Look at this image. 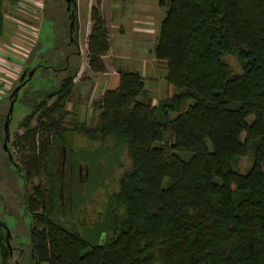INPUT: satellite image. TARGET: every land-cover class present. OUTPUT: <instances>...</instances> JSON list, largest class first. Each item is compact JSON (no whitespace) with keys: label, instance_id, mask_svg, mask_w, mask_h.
Listing matches in <instances>:
<instances>
[{"label":"trees","instance_id":"1","mask_svg":"<svg viewBox=\"0 0 264 264\" xmlns=\"http://www.w3.org/2000/svg\"><path fill=\"white\" fill-rule=\"evenodd\" d=\"M102 1L91 8L87 38L94 73L107 72L110 50ZM158 3L166 16L154 54L166 67L171 96L155 104L140 72L120 70L118 87L95 104L97 122L75 119L69 126L67 103L82 62L70 50V33L57 32L50 63L65 67L66 57H75L77 67L70 63L57 86L22 97L32 110L14 146L27 182L46 177L32 186L28 201L39 214H33V238L45 264H264V0ZM73 37L79 50L78 9ZM227 56L237 58L240 73ZM77 134L101 144L76 152ZM61 147L68 149L67 168L76 171L84 161L107 171L121 166L125 154L131 161L92 226L57 220L83 200L79 192L62 205ZM243 157L252 159L245 172L238 166ZM74 175L68 186L80 188ZM8 251L0 229L3 264Z\"/></svg>","mask_w":264,"mask_h":264},{"label":"rangeland","instance_id":"2","mask_svg":"<svg viewBox=\"0 0 264 264\" xmlns=\"http://www.w3.org/2000/svg\"><path fill=\"white\" fill-rule=\"evenodd\" d=\"M81 2L82 4L79 7L78 12L79 22L83 25L80 29V39L83 47L81 66L84 68L82 70L81 67V72H79L82 79L86 80L87 74L91 72L83 65L86 64L87 60V56L85 54V23L86 18L88 17V0H81ZM94 2H96V0ZM158 8L159 10L161 9V18L159 20H164L166 9L161 6H158ZM2 10L4 13V29L0 35V97L14 87L15 82L20 76L24 61H31L30 64L32 66L38 65L40 62H43L44 65L48 64L49 61L45 60L44 56L48 55L47 58L51 60V54L53 55L56 53L53 48L57 32L63 38H68L71 23L69 16L70 12L67 10V3L65 0H3ZM162 20L157 24L155 22H145L136 23L135 25H146L149 31H155L154 34L159 36ZM82 22L84 23L82 24ZM79 28L80 27L78 26V35ZM132 32L133 31L130 32L129 30H126L125 32L120 31L115 24L111 27L110 39L112 45L115 48H118L120 44L128 45L131 47L128 51H131V53L135 52L136 55L131 56L132 59L129 57L125 59L124 56L117 55H114V57L110 56V58H108L110 66L122 69L124 68L122 66L126 65L128 66L125 67L127 70H142V61L136 52L140 53V55L143 54L142 50L144 48V43L143 41L141 42L142 47L134 46L135 42L140 41L134 39L136 37H134L135 35H133ZM151 43L152 40L149 44ZM145 52H147V50H145ZM226 60L229 62L235 73H240L242 71L241 65L236 57L227 56ZM73 61L74 63H72V68L75 70V67H77L75 57H73ZM154 63V69H156V71L149 72L151 69L148 68L147 76L145 77L147 86L157 90H159V88L160 90L169 88L166 86V67H164L162 62L154 61ZM149 76L157 77L159 84L155 85L157 81H154V79ZM63 77V72L57 73L52 69H39L35 72L30 81L21 89L13 107V115L10 126L11 143L9 144V147L12 150L14 148L16 149L15 153L19 161L20 152L16 147L12 146V142L16 133L24 131V129L19 127V125L32 110L30 105L22 101L24 93L28 90V94L33 95V93L39 90H48L53 86H57ZM82 79L77 81V83L80 84ZM88 88H90V86ZM75 90L76 91H74L73 97L67 103V108L72 112V114L68 117L67 124L72 126L75 119L95 124L98 119V111L95 109V104L100 97L96 96L92 100L87 98V95L89 94L87 93L88 90L85 86L77 87ZM154 92L157 93L158 91ZM172 92H174V88ZM159 94L160 93L158 92V95ZM162 95L167 98V91L162 92ZM51 102L52 101H50V103ZM0 105H2L3 112H6L8 101L6 100L4 102H0ZM249 121L251 122L252 118H250ZM34 125H36V121L33 122L32 126ZM2 144L3 141L0 140V223L6 225V228L14 236L17 245L23 249L19 252L20 257L22 258L20 259V263L33 264L27 259L29 257V247L27 245L29 240L27 233L34 222L32 215L26 210L27 190L30 185L26 186L23 176L19 173L14 163L8 159V154L4 151ZM100 144V142L91 141L88 137L83 135L77 134L74 136L73 147L76 152H80L82 150L93 151L95 148L99 147ZM84 162L85 163L82 164L81 169L82 186H80V188L79 185L77 186L75 183L72 187L68 186L70 180L69 169L67 166L64 169V202L66 201L68 203V198L79 192L83 199L81 202L82 204L76 208L74 213L70 214V217L63 216L62 218L59 217L57 219L59 222L68 227H73L74 224L89 227L98 221L105 208L108 193L114 192L119 188L120 177L125 170L130 168L131 164V161L126 154L123 157V164L121 166H115L114 169L108 171L105 169L101 170L99 165L97 166L91 164L90 162ZM251 164V157H243L240 159L238 166L245 172L249 169ZM94 172L95 175L90 176V174ZM86 173L90 174L84 178ZM45 179L46 177L43 175L40 178L34 179L31 184L32 186L38 185L41 182L43 183ZM74 180L78 181L76 178ZM12 235L10 236V239L13 244ZM17 254L18 253L15 251V256L9 260L8 264H20L16 262ZM0 264H3L1 252Z\"/></svg>","mask_w":264,"mask_h":264},{"label":"crops","instance_id":"3","mask_svg":"<svg viewBox=\"0 0 264 264\" xmlns=\"http://www.w3.org/2000/svg\"><path fill=\"white\" fill-rule=\"evenodd\" d=\"M94 1L95 0H88V17L86 18V23H85V26H86L85 28L86 30L85 31L86 53L85 54L86 56H87V49H88L87 48V38L90 33L91 25H92L91 19H90V12H91L92 6L95 4ZM158 1L159 0H103L102 1L101 9L103 12V16L107 22V26L109 28V40H110V50L108 54L104 56V61L107 66V72H104V73L92 72L89 68L88 58H87L86 64H83V65L86 66L88 70H90L91 72L87 74V79L83 80L80 74L81 72V69H80V72L75 79V83H76L75 89L77 87H84V86L87 87V90H88L87 93L89 94L87 95V98H90V100H92L96 96L100 97L106 90L114 89L118 87L119 82H120V74H119L120 70L132 71V70H127V68L125 67H128V66L126 65L122 66L124 67L122 69L109 65L108 58H110V56L114 57V55L115 56L117 55V56H124L125 59L128 57L132 59L131 56L136 55L135 52L131 53V51H128V49L131 48L128 45L120 44L118 48H115L112 45L111 39H110L111 38V27H113L114 24L116 25L117 28H119L120 31H123V32H125L126 30H129L130 32L133 31L132 33L133 35H135L134 37H136L134 39L137 41H140V42H135L134 46L142 47L141 42L143 41L144 43L145 49L143 48L142 50L143 54L140 55V53L136 52L137 55H139L140 60L142 61V66H141L142 70L132 71V72H140L143 75L144 80H145V77L147 76L148 68L151 69L149 72L156 71V69H154V66H155L154 61L161 62L156 58L154 54V49H155V46L158 40V35L154 34L155 31L153 32L151 29H150L151 31H149L146 25L139 26L138 24L137 25L135 24L145 23V22L147 23L155 22L157 24L159 21H161L162 19L159 20L161 18V14H160L161 9L159 10L158 8L159 6ZM81 4H82L81 0H78L77 2L78 10ZM165 16H166V13H165ZM78 23H79L78 26L80 27L79 28V48L81 50V56H82L83 47H82V43L80 39V29L83 25H81V23L79 22V12H78ZM83 23L84 22H82V24ZM151 40H152V43L149 44ZM145 50H147V52H145ZM83 68L84 67H82V70ZM149 77L154 79V81H157L155 85L159 84L157 77L155 76H149ZM81 79L82 81L80 85L79 83H77V81H80ZM145 84H146V80H145ZM89 86L90 88H88ZM166 86L169 88L164 89V90L162 89L160 90L159 88V90H157L155 88L148 87L146 84V89L151 92L152 96L154 97L155 104H158L159 100L161 101L163 98H165L162 95V92L167 91L168 97L173 94L172 92L173 87L169 85L168 82ZM154 91H158L160 94L158 95V92L156 93Z\"/></svg>","mask_w":264,"mask_h":264},{"label":"flooded vegetation","instance_id":"4","mask_svg":"<svg viewBox=\"0 0 264 264\" xmlns=\"http://www.w3.org/2000/svg\"><path fill=\"white\" fill-rule=\"evenodd\" d=\"M66 1V0H65ZM74 0H72V3H71V9H68V6H69V4H68V2L66 1V3H67V10L70 12V14H69V16H70V19L72 20V18H71V14H72V11H73V8H74ZM71 24V23H70ZM75 28V27H74ZM70 33V32H69ZM73 33H74V29H73ZM72 44H74V46L72 45ZM69 47H71L70 48V50L72 51V52H76V53H78L79 55H80V57H82L81 56V50H80V48H79V45H78V49L79 50H77V49H74V47L75 48H77L76 47V45H75V43H74V37H73V34L71 35L70 34V41H69ZM34 56V55H33ZM45 58V60H47V61H49L48 62V64H46V65H44V63L43 62H40L38 65H31L30 63H31V61L29 62V60H27V61H24L23 62V67H22V69H21V71H22V73H23V71H24V66H29V67H31V69H28V73H27V76H26V78H25V80H27V83L30 81V79L28 80V74H29V72L32 70V69H36V71L37 70H39V69H45V70H47V69H52L53 71H56L57 73L58 72H63L64 73V75H65V73L67 72V70H68V68H69V66H70V63L72 64V63H74V61H73V58H71V60H70V62H69V57L67 56L66 57V60H67V66H65V67H61V66H55L54 64H52V63H50L51 62V60L50 59H47V57H46V55L44 56ZM33 58V57H32ZM32 58H31V60H32ZM29 62V63H28ZM28 64V65H27ZM35 71V72H36ZM22 73L20 74V76H19V78H18V81H19V84H20V77H21V75H22ZM35 74V73H34ZM26 83V84H27ZM19 84H17V81L15 82V85H14V87H12V89H10L9 91H7L2 97H0V102H4V101H8V105L6 106L7 107V110H6V112H3V110H2V105H0V140H2L3 141V144H2V147H3V149H4V151L5 152H7V154H8V159H10V161H12V163H14V165L16 166V168H17V170L19 171V173L23 176V178H24V181H25V183H26V186H29L30 185V187H29V189L27 190L28 192H27V197H26V210H27V212L29 213V214H31L32 215V217H33V224H32V226L30 227V229H29V231H28V233H27V235H28V247H29V249H28V251H29V257L27 258L30 262H32L33 264H45L44 262H41V261H39V259H38V254L36 253V249H35V239L33 238V233L35 232V229H37V225L35 224V218H34V216L36 215L37 217H39L38 215V211L37 212H30L29 211V209H28V201L30 200V198H31V200H33V196L32 197H30L31 196V191H32V184H31V182H27L26 181V179H25V174H24V172L23 171H21V168L19 167V165L21 164L20 163V161L17 159V156H16V149L14 148L13 150L9 147V144L11 143L10 142V140H11V131H10V139H9V142H8V147H9V149L11 150V152H12V155H13V159L11 158V156H10V153H9V151L5 148V146H4V143H5V138H6V129H5V124H6V120H7V118H8V115H9V113H10V108H11V102H12V98H10V95L12 94V92H13V90L19 85ZM21 91V90H20ZM20 93V92H19ZM25 94H27L29 97H36L37 96V94H36V92L35 93H33V95H30V94H28V90L24 93V95ZM12 118V117H11ZM10 126H11V119H10V124H9ZM11 130V129H10ZM17 134V133H16ZM15 134V135H16ZM14 140H15V137H14ZM14 140H13V142H12V146H14ZM15 147V146H14ZM67 154H68V149L66 148V147H61V149H60V151H59V154H58V159H59V163H60V166H61V177H62V179L61 180H59V188H60V192H61V202H62V205H63V207H66V205L68 204L66 201L64 202V195H63V190H64V169H65V167L67 166V158H68V156H67ZM87 166V165H86ZM70 167L71 168H69V173H71V175L73 174H75L76 175V177H75V175H74V177L75 178H77L78 179V181H81V179H82V175H81V169H82V164H81V166L78 168L77 167V171H76V168L74 167V168H72V166L70 165ZM87 175H88V173H86V177H87ZM72 177V176H71ZM85 178V177H84ZM69 200H70V197L68 198V202H69ZM32 203H33V201H32ZM65 203V204H64ZM33 214H34V216H33ZM0 229L5 233V244L7 245V247H8V259H7V264H8V262H9V260L12 258V257H14L15 255H14V253H15V251L18 253L17 254V259H16V262L17 263H20V259H22L21 257H20V254H19V252H20V250H23V249H21L18 245H17V243H16V241H15V239H14V236L10 233V231L6 228V225H4L3 223H0ZM13 236V244L11 243V239H10V236ZM7 239H8V241H7ZM25 250V249H24ZM21 264V263H20Z\"/></svg>","mask_w":264,"mask_h":264},{"label":"water","instance_id":"5","mask_svg":"<svg viewBox=\"0 0 264 264\" xmlns=\"http://www.w3.org/2000/svg\"><path fill=\"white\" fill-rule=\"evenodd\" d=\"M69 4L68 6V9H71V3H72V0H66ZM77 9V3L74 2V8H73V11H72V14H71V24H70V34L72 35L73 34V29L75 27V11ZM36 69H32L30 72H29V76H28V80L31 79L35 73ZM27 73H28V69L27 68H24V71L20 77V84L13 90L12 94L10 95V98H12V102H11V108H10V113L8 115V118L6 120V124H5V129H6V138H5V143H4V146L5 148L9 151L10 153V156L11 158L13 159V155H12V152L11 150L9 149L8 147V142H9V139H10V119L13 115V107H14V103L15 101L17 100L18 96H19V92L20 90L26 85L27 83V80H25L26 76H27ZM8 241V239H7Z\"/></svg>","mask_w":264,"mask_h":264}]
</instances>
